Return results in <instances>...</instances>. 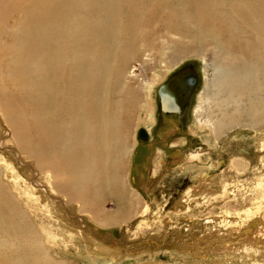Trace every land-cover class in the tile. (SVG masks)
I'll list each match as a JSON object with an SVG mask.
<instances>
[{"label": "bare ground", "instance_id": "bare-ground-1", "mask_svg": "<svg viewBox=\"0 0 264 264\" xmlns=\"http://www.w3.org/2000/svg\"><path fill=\"white\" fill-rule=\"evenodd\" d=\"M160 23L167 26L162 27ZM2 24L3 27L15 28L5 40L13 43L11 65L17 68L11 74L17 80L15 96L22 102H14V108L21 109L15 117L9 113L7 117L3 115L12 130V143L15 145V149L7 146V150L15 153L21 166L30 172V182L21 180V184L31 190L29 194L34 196L39 206L41 202V206L50 211L49 206L54 208L56 205L52 206V203H56L66 213L68 206H76L77 216H73V220L79 221L80 228L75 229L77 226L70 219L59 215L57 218L61 225L68 222L63 225L65 236L57 240L55 234L39 228L31 218L32 208L39 209L33 205L30 196L25 206L15 199V194L10 191L13 188L0 184V264L75 263L65 261L64 258L71 255L69 251L60 249V256H56L52 246H66L81 238L84 241L85 221L90 220L83 218L87 214L86 203H94L101 199L102 194L106 195L103 191L111 185L113 187L117 176L124 170L128 145L126 131L147 83L130 76L127 61L135 60L146 52L151 57L153 52L158 54L166 49L174 59L190 54L192 46H201L205 52L208 49L205 47L209 46L221 55L234 56L240 68L250 63L251 69L264 68V0H4L0 5V28ZM135 25L140 29L134 31ZM143 27L145 31H142ZM9 68L6 67V72ZM260 89H264V84ZM238 99L239 103H246L248 118L255 120L260 116L255 124H262L263 113L257 109H264V106H254L253 97L247 99L242 88L238 90ZM241 118L250 122L244 116ZM146 119L152 120L151 113ZM212 132L217 135L219 131L212 129ZM207 137L211 136L208 134ZM0 145L6 147L4 143ZM195 155L182 158L186 169L199 160ZM210 163L205 160L197 167L199 172L193 177L197 184L186 190L185 197L195 196L193 189L208 188L205 184L212 180L207 172L217 167ZM8 173L10 178H17L13 169L8 168ZM98 207L91 212L98 219L107 222L120 219L118 213L106 216L102 214L105 210ZM147 211L148 204L143 215ZM252 216L257 217L259 226L249 222L240 234L236 233L240 236L228 234L234 237V241L217 244L216 250H223L227 259L238 257L240 261L264 253V243L256 242L259 240L257 237L264 238L262 213L248 210L242 222ZM92 237L88 238L92 240ZM98 245L102 246L101 243ZM108 249L96 245L94 251L108 257L112 251L107 252ZM8 253L12 256L8 257ZM108 258L113 259L112 256ZM94 259L97 258L92 256L91 260Z\"/></svg>", "mask_w": 264, "mask_h": 264}, {"label": "rangeland", "instance_id": "rangeland-1", "mask_svg": "<svg viewBox=\"0 0 264 264\" xmlns=\"http://www.w3.org/2000/svg\"><path fill=\"white\" fill-rule=\"evenodd\" d=\"M3 1L0 0V5ZM10 22L12 23V20ZM160 25L167 26L163 23ZM14 29L10 26L3 27V24L0 28V122L2 121L0 144L4 143L6 146L4 148L0 145V184L13 188L10 191L15 194V199L20 200L19 202L25 206L30 196V200L34 201L33 205L39 209L32 208L31 218L39 228L52 232L51 234H55L60 241L66 234L64 226L68 221H64V226L61 225L60 219L57 218L59 215L70 219L77 226L75 229L80 228L79 221L73 220V216H77L74 211L76 206H68V213L56 203H52V206L56 205L55 209L49 206L50 211L41 206L43 204L41 202L39 206L34 196L29 194L31 190L21 184V180L30 182V172L21 166L15 153L7 150V146L15 149V145L12 143V130L3 115L9 113V116H16L18 114L16 112H21V109L16 110L14 102L22 103L15 96L17 80L11 74V71L17 68L11 65L14 55L13 43L10 44L5 40L6 36L14 33ZM138 29L139 26H133L134 31ZM145 30L146 28L143 27L142 31ZM192 47L190 49L194 51L192 50L190 54L176 56L174 59L170 56L171 52L166 49L159 51L158 54L153 52L151 57L146 52L135 60L127 61L126 68L129 66L127 70L130 69V76L135 77L139 82L146 80L147 83L139 99L141 102L133 109V116L126 131L128 145L124 170L117 176L113 190L111 185V188L103 191L106 195L102 194L99 201L86 203L87 214L83 215V218L90 220L85 221V233L82 234V237H85L84 241L81 238L69 242L66 246L64 244H61V247L58 244V247L52 246L54 255L60 256V249H66L74 256L68 254L69 257L64 258L65 261L75 262L74 264H239L240 261V264L254 262V264H264V253L239 261L238 257L227 259L223 250H216L218 243L223 245L224 242L227 244L234 241V237H229L231 233L240 236L237 234H240L245 225L248 227L249 222L256 224V227L259 226L256 216H252L245 223L242 222L246 211L255 213L258 210L264 217V119L262 124L256 125L255 122L260 116L255 120L249 119L246 103L241 104L238 99V90L242 88L247 99L253 97L254 106L258 108L264 106V89H260L261 84H264V68L251 69V63L240 68L234 56L221 55L209 46H204L209 49L206 52L201 46ZM157 49L160 47L158 46ZM142 50L143 48L140 52ZM187 64H193L194 72L198 75L189 105L180 117L163 116L160 112L157 89L170 75ZM7 66L11 68L6 72ZM22 78L25 76L23 75ZM259 82L261 84H258ZM257 110L263 113L264 118V109ZM236 112L239 113L240 118ZM23 113L25 114V111ZM149 113L152 117L150 122L146 119ZM242 116L250 122L243 120ZM203 123L207 124L203 125ZM202 127L205 130H202ZM140 128L148 132V140L145 142L136 138ZM212 129L219 131L217 135H214ZM207 133L211 137H207ZM189 154H196L199 160H195L193 165L186 169L184 159ZM205 160L217 166L208 171L210 174L207 172L212 181L205 184L207 189H204L205 187L204 190L193 189L198 196L190 194L185 197L186 190L197 184L193 177L199 172L197 167H200ZM8 168L15 171L17 175L15 180L8 176ZM218 186L219 188H216ZM147 204L148 211L143 215ZM97 206L105 210L102 214L110 216L118 213L120 219L116 222L98 219L94 212L91 214L92 211H96ZM261 221L264 222V218ZM230 222L232 224H229ZM224 234L227 239H224ZM84 235H88V240H91L88 237L93 235L94 242L91 240L89 243ZM257 239H259L257 243H264V238L257 237ZM100 243L102 246L98 245ZM86 244L89 246L86 247ZM96 245L106 246L107 249L109 248L107 252L112 249L107 255L112 256L113 259H109L104 254V256L97 255L98 253L94 251ZM81 249L84 252L80 251ZM7 256H12V253H8ZM92 256L97 259L91 260ZM197 256L200 258L198 259ZM217 260L221 261L217 262Z\"/></svg>", "mask_w": 264, "mask_h": 264}, {"label": "water", "instance_id": "water-1", "mask_svg": "<svg viewBox=\"0 0 264 264\" xmlns=\"http://www.w3.org/2000/svg\"><path fill=\"white\" fill-rule=\"evenodd\" d=\"M197 81L198 75L194 72L193 64H187L173 73L158 90L164 112L180 114L184 111L189 105ZM137 139L142 142L148 140L144 128L138 130Z\"/></svg>", "mask_w": 264, "mask_h": 264}, {"label": "flooded vegetation", "instance_id": "flooded-vegetation-1", "mask_svg": "<svg viewBox=\"0 0 264 264\" xmlns=\"http://www.w3.org/2000/svg\"><path fill=\"white\" fill-rule=\"evenodd\" d=\"M170 76H171V75H170ZM170 76H169V77H170ZM169 77H168V78H169ZM168 78H167V79H168ZM167 79H166V80H167ZM166 80H165V81H166ZM165 81H164V82H165ZM164 82L158 87L157 92H156V93H157V96H158V99H159L160 112H161V114H162L163 116L166 115V117H171V118H173V117H174V118H175V117H180V116H182V115L184 114V112H185L186 109H185L184 111H182L180 114H171V113H169V112H168V113H167V112H166V113L164 112V107H163V105H162V100H161V98H160V96H159V94H158V90H159V88L164 84ZM186 108H187V107H186ZM162 115H161V116H162Z\"/></svg>", "mask_w": 264, "mask_h": 264}]
</instances>
